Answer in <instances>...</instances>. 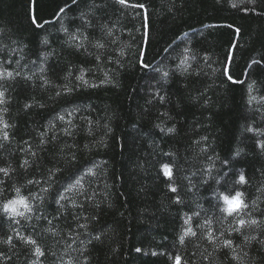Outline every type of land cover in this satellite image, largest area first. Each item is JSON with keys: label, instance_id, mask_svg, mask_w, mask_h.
I'll list each match as a JSON object with an SVG mask.
<instances>
[{"label": "trees", "instance_id": "1", "mask_svg": "<svg viewBox=\"0 0 264 264\" xmlns=\"http://www.w3.org/2000/svg\"><path fill=\"white\" fill-rule=\"evenodd\" d=\"M79 2L76 8L65 0H0V72H13L0 79V118L9 125L0 124V168L10 170L9 177L0 173V264H85V257L87 264H174L176 255L182 264H264V150L256 146L264 136L247 131L264 132V0H128L144 9ZM61 7L73 11L64 15ZM62 26L70 33L79 27V41ZM82 69L90 85L100 86L78 87ZM64 85L75 90L57 96ZM169 127L176 131L167 133ZM225 157L238 160L236 172L247 179L235 188L249 208L235 219L215 208L238 178L218 175L229 171ZM16 187L32 206H17L24 217L2 210ZM58 193L65 196L59 203ZM253 218L258 226L236 222ZM189 226L196 236L182 245L178 237ZM36 246L45 253L38 260Z\"/></svg>", "mask_w": 264, "mask_h": 264}, {"label": "snow or ice", "instance_id": "2", "mask_svg": "<svg viewBox=\"0 0 264 264\" xmlns=\"http://www.w3.org/2000/svg\"><path fill=\"white\" fill-rule=\"evenodd\" d=\"M69 2H71L72 5H75L76 8L80 7L79 0H65V5H68ZM116 2L119 3L122 6L131 7L133 9H136V8L144 9L145 8V5L143 3L129 4L128 0H116ZM250 2L254 3V0H250ZM95 7H99V5H95ZM69 11H73V9L72 8H67V11H66L65 7H61L59 9V12L64 14V15H67V12H69ZM80 16H81L82 22L84 24L91 26V21L89 19H87V16H86L85 13L81 12ZM32 23L34 25H36V27H42V25L37 23L35 17L32 18ZM69 23H71V21H69ZM104 27L107 28V35L111 36L112 35V29L108 28L107 25H104ZM60 30L70 36V41H79L80 38L76 34V33H78L80 31L79 27L76 28L75 32H71V33L69 32V28L64 27V26H62ZM236 31L239 32V29H237ZM85 39H87V37H85ZM113 42H115V41H113ZM43 43L47 44V40L45 39L43 41ZM75 46L77 48L82 47V43H77ZM95 47L103 48L104 45L102 43L97 42ZM123 54H124L123 50H121L120 55L123 56ZM99 59H100V57L97 56V60H99ZM117 62H119V61H117ZM8 63H11V61H8ZM184 63H186V58L181 60V64H184ZM140 66L142 68H149L150 67V65L145 63L143 60H140ZM189 67H190V65H189ZM184 70L187 71V68H185ZM159 71H160L159 68L153 69V72H159ZM16 75L19 76L20 73L16 72ZM69 75H70V73H69ZM105 75L107 76V74H105ZM162 75H163V77L166 78V77H168L169 73L167 71H164L162 73ZM12 77H13V72H11V71L4 70V71L0 72V79H6V78H12ZM27 78L31 79V77H27ZM228 79L229 80H233V78L230 75L228 76ZM76 80L81 82V85H78V87L79 86H89V87H99L100 86V85H97V84H91L90 85L89 82L84 79V70L83 69L81 70L80 75L76 77ZM107 82H109V81L106 79L104 81H101V84H104V83H107ZM49 83L50 82L47 79L44 80V84L45 85H48ZM233 83H241V84H243V83H245V81H243V80H235V81H233ZM254 83L255 82H253L252 84H248L247 85L249 93L252 92ZM74 90L75 89L73 87H70L68 85H64L60 91L56 92V95L60 96L62 94H71ZM157 96H158V98H159V100L161 102H164V100H165L164 96L159 95L158 93H157ZM4 97H5V91H0V104L6 103V100L4 99ZM254 99H255V97L250 96L249 103H251L252 100H254ZM25 107L28 108V107H31V105H27L26 104ZM3 111L6 112L7 109L5 108ZM72 114H73L72 112L68 113L69 116H72ZM161 115L167 116V113L166 112L165 113H161ZM57 119L60 120V121H64L65 117H64V115H58ZM68 123L71 124V120H69ZM0 124L3 125L4 129H7L9 127L8 123L6 121H4L2 118H0ZM54 126L55 125H53V127ZM156 127L159 128L160 131H162V132L165 131V128L162 127L160 124H157ZM65 131L67 132V129H65ZM175 131H176L175 127H169V128L166 129L167 133H174ZM247 131L250 132V133L251 132H256L258 135L264 136V132H260V130L254 129L251 126L247 128ZM68 134H70V133H68ZM3 139L5 141H7L9 139V133L7 131H3ZM53 139H55V137H53ZM204 139H206V137ZM98 143H100L101 146H103V141L102 140L99 141ZM256 146L259 147L261 150H264V140L257 141L256 142ZM85 147H87V145ZM33 155H35V153H33ZM236 155L239 156L240 152L237 151ZM73 158H75V157H73ZM23 163H24V165H27L28 161L25 160ZM222 164L227 165V167L229 169V171H227V172H222V173L218 174V175L221 176L222 179H224L226 181L227 178L230 175L231 176H237L238 178L234 181V186H233L230 194L221 195V196H219L217 198L218 201L219 200L223 201V205L219 204V202H218L215 205V208L219 212H221L222 214H227L225 216V219L227 218V216H232L235 219L236 217H238L241 214V212L243 210L249 208V204L245 203V200H244V195H245L244 192L240 191V190H237L235 188V185H245V184H247V179H246V177H245V175L243 173H237L236 172V168L239 165V161L238 160H232L229 157H225V159L222 161ZM57 171H59V169H57ZM88 171L91 172V169H89ZM163 171H164L165 176L168 177L169 179H171L172 171L167 165H164ZM0 173H3L4 177H9L10 170L8 168H0ZM208 174H209V176H211V170H209ZM73 179H75V183L76 184H80L82 178L73 177ZM4 183H5L4 180H0V185H3ZM28 183L31 184V183H33V181L30 180V181H28ZM203 183H208V181L204 180ZM216 183L220 184V180H217ZM66 190L70 191L71 188H68ZM170 190L172 192H176L177 191V189L175 187H171ZM14 191L16 193V197L12 198V199H8L7 202L3 204L2 210H3L4 213H8L9 216L18 215V216L24 217L25 213L18 211V207L17 206H22L28 212L32 211V206L29 204L27 197L21 195V189L19 187L14 188ZM44 191L47 192V189H44ZM3 192H4V188L0 187V194H2ZM58 196H59V199L56 201L57 203H59L60 200L65 199V196L63 195V193H58ZM39 199L41 200V202L43 201V197H39ZM176 202L177 203L180 202L179 196H177ZM252 203L255 206V201H253ZM195 215L198 216L199 213H195ZM37 219H40V217L37 216ZM191 219H192L191 217H187V219H185L184 223L190 225ZM236 222L240 226H244L246 223L249 224V225H257V226L260 224V221H258L257 219H254V218L251 219V220H248V221H245L244 219H238ZM16 223H19V221H16ZM205 223H210V221H205ZM49 224H51V221H49ZM79 227L80 228H87V225L86 224H80ZM231 230L232 231H237V232L240 231L239 228H233ZM49 231H51V229H49ZM189 234L191 236H196V232L192 229L191 226H189L186 230L183 231V233L181 235H179V237H178L179 243L183 245L184 242H185V237L188 236ZM223 235L224 234L221 233V236H223ZM207 238H208L210 243H213V244L215 243V239L216 238H214L212 236L211 231H209ZM21 239H23L25 241V243L32 244V245L36 244V241L31 239L30 237H28V238L21 237ZM94 239L99 240L100 236L97 235V236L94 237ZM256 239H257L256 236H251V237L245 236L244 237V241L245 242H249V243L252 240H256ZM11 241H12V237L9 236L7 241H6V243L10 244ZM81 243L83 244L84 241H81ZM87 243L91 244L92 241L89 240V241H87ZM261 243L264 244V241H261ZM222 246L226 247V248H232L233 254H232L231 258L233 260H240L241 259L239 256H237L235 254V248H233V241L231 239H224L222 241ZM69 247H71V245H69ZM216 247L219 248L220 245H217ZM237 247H239V246L237 245ZM137 251L139 252V251H141V249L137 248ZM155 254L156 253H153V255H155ZM0 255H2V254H0ZM33 255H35L37 257V260H38L39 257L44 256L45 253L39 246H36ZM53 255H55V254L53 253ZM245 255H247V253H245ZM87 259H88L87 257L84 258L85 264H87ZM204 259H208V257H204ZM33 264H37V262L33 261ZM68 264H73V262L71 260H69ZM174 264H182L181 256H179V255L175 256ZM185 264H186V262H185Z\"/></svg>", "mask_w": 264, "mask_h": 264}]
</instances>
